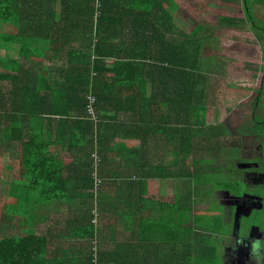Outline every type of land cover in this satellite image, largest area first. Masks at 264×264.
Returning <instances> with one entry per match:
<instances>
[{
  "label": "trees",
  "instance_id": "obj_1",
  "mask_svg": "<svg viewBox=\"0 0 264 264\" xmlns=\"http://www.w3.org/2000/svg\"><path fill=\"white\" fill-rule=\"evenodd\" d=\"M248 1L243 19L218 15L214 23L183 31L174 23L177 0H0V47L19 54H0V264H62L49 261L52 249L63 250L51 245L62 235L36 230L48 217L66 226L62 234L85 239V259L76 264H249V248L234 247L233 233L264 240V183L246 190L245 181L228 174L229 181L214 178L219 149L229 143L220 123L219 133L210 125L214 105L204 91L212 85L204 69L212 67L199 58L215 33L204 30L251 29L250 23L264 29L253 22ZM47 57L61 65H46ZM263 87L264 81L259 94ZM174 104L182 114L178 125ZM160 140L163 165L150 146ZM111 156H119L118 168ZM246 161L248 173L264 177L262 167ZM168 176L185 178L183 194L153 202L145 183L152 187V177ZM111 177L136 178L125 184L141 186L131 193L139 211L145 199L151 202L152 213L140 215L149 228L137 232L148 244L162 239L160 261H143L123 243L113 251L100 248L108 239L103 221L114 222L103 205ZM205 183L230 195L211 199L213 193L199 187ZM247 196L261 206L244 208L233 225L227 201ZM202 202L207 208H197ZM60 207L68 212L63 221ZM238 208L234 203L231 211ZM162 224L161 235L152 234L150 226ZM125 254L137 259L125 261Z\"/></svg>",
  "mask_w": 264,
  "mask_h": 264
},
{
  "label": "rangeland",
  "instance_id": "obj_2",
  "mask_svg": "<svg viewBox=\"0 0 264 264\" xmlns=\"http://www.w3.org/2000/svg\"><path fill=\"white\" fill-rule=\"evenodd\" d=\"M179 1L183 7L179 9L176 22L178 26L182 27L183 25L184 30H191L196 22L204 26L210 24L209 21L214 23L217 21L218 15L245 18L244 8L239 0V4L236 5L232 3H237V1ZM249 5H252L251 1ZM254 13L253 22L259 26H261V23L264 24V6L255 7ZM252 20L248 19L247 21ZM250 25L252 30L248 29L250 32L245 33L248 36H244V33L241 34L235 28L221 29L216 27L215 31L209 29L202 31L207 35L215 32L214 35L217 36L214 41L211 38L210 40L205 39L199 58L203 65L210 64L212 67L210 71L204 69L206 73L210 72L207 80L214 82V85L207 88L212 93L211 99L208 100L215 106V109L212 110L213 117L210 120V125H216L213 132L219 133L220 128L217 124L220 123L223 133L222 138L226 143H229L223 149H219L220 157L215 162V164L218 163L217 176L214 178L229 181L230 179L226 178V174H228V177L245 181L246 190L249 188L255 190L257 184L264 183V177L248 173L249 165L246 159H248L252 169L260 170L262 167L264 171V87L261 94L257 92V88L264 81V29L253 27L252 23ZM246 41H250L254 46L252 44L249 46ZM257 44L261 45V49L258 46L256 48ZM5 49L7 48L0 47V54L11 57L19 55L18 51H7ZM43 62L46 65H61V60L54 58L47 57ZM221 174H224V177ZM202 186L199 187L202 190L214 192L217 198L225 195L222 191L210 188L209 184ZM229 195L226 194L225 196L228 197ZM163 198L162 200H164ZM155 199L159 198L155 197ZM241 199L231 197L227 201L229 210L227 218L228 221L233 222V225L240 222L239 213L241 211H245V209L248 211L251 206H261L259 201H254L250 196H247L244 200ZM234 203L239 206L236 212L231 211ZM200 207H203V205ZM204 207H207L206 204H204ZM233 234L238 236L235 231ZM261 244L263 245L261 257L264 259V240L262 239Z\"/></svg>",
  "mask_w": 264,
  "mask_h": 264
},
{
  "label": "crops",
  "instance_id": "obj_3",
  "mask_svg": "<svg viewBox=\"0 0 264 264\" xmlns=\"http://www.w3.org/2000/svg\"><path fill=\"white\" fill-rule=\"evenodd\" d=\"M179 1V0H177ZM213 2H224L223 0H211ZM233 1H237V3H232V4H239L238 0H231L229 2H233ZM241 1V6L244 8V12L246 11L245 7H246V0H239ZM252 2V10L254 13L255 7H259V6H264V0H250ZM248 1V2H250ZM180 3V1H179ZM180 7H183L182 3H180ZM245 6V7H244ZM180 9V8H179ZM176 13L174 14V23L176 28L182 29L183 31H185L181 26H178V23L176 22V19H178V13L179 10L175 11ZM255 15V13H254ZM190 22H192L190 20ZM198 23V22H196ZM195 23V24H196ZM195 24L193 26H195ZM237 31H239L241 34L242 33H246V32H250V30L248 31V29H236ZM183 36L182 34L177 35V31H176V37L177 36ZM213 37H209L208 39L210 40L213 39V41L215 40V37L217 35H212ZM244 36H248V35H244ZM264 37V36H263ZM246 43H248L249 46H251V44L253 45V43H251L250 41H246ZM254 46V45H253ZM257 46L261 49V45L257 44ZM264 46V45H263ZM207 81L206 83H209L211 85L214 84V82L210 81V80H205ZM205 83V82H204ZM205 99H211L212 93L210 92L209 89H205ZM211 107V105H210ZM212 110L215 109V106L211 107ZM174 109H176V105L174 104V106L171 108L170 112L173 113L175 116V124L178 125V116H182L181 114V110L178 111H174ZM167 108L166 107H162L160 111V113H167ZM211 110L210 114L213 117V111ZM159 111L156 112V116L159 117ZM181 114V115H180ZM120 117H124L123 115H119ZM151 148L153 150L156 151H160V154L157 152L156 156L157 158L155 159L156 162H161V164L163 165V158H166V156H164V153L162 152V148L165 147L163 145V140H160L159 144L156 143H150ZM112 161L114 163V167L118 168V164H115L117 160H119V156H111ZM174 168H178V166H172ZM167 168V167H166ZM173 168V169H174ZM127 169V168H126ZM168 169V168H167ZM130 170V169H129ZM169 170V169H168ZM114 176V175H113ZM129 178H133L136 179L134 177H111V181L113 182V186L111 188H109L108 191H110L107 195V197L104 198L103 200V205L107 208H110L111 210L108 211L109 218H113L114 222H107L108 218L106 217L107 221H103V230H106V234L108 236V239L102 240L101 241V247L102 249H107L108 251H113L116 250V248H118L119 246L121 248H125V246L128 248H132V250L135 251V249H138V251L140 252V255H136L138 256L141 260L144 261V259H152L154 261H160L158 258L160 257V252H159V242H162V239L160 241V238H158V241L148 244L146 239H140L139 233L137 231H139L141 228L142 229H146L148 230L149 226L147 224L142 223L141 222V213H146L150 211V207H151V202L148 203L146 202V199L144 201L145 205L144 207V211H139L140 209V203H139V199L138 196H131V193H135L139 190V188H141V186H138V184L134 185L133 187H131L130 181L126 182L125 184V180H128ZM152 183L153 186L149 187L148 184L145 183L144 187H148V190L145 191V194L149 197H151V200L154 202L155 201V197L159 198L161 201H173L174 199L177 198L178 195H182L183 194V188H184V180L183 177H152ZM124 183V184H122ZM208 183L202 184L203 186H206ZM121 186L124 188V190H121ZM201 186V185H199ZM202 186V187H203ZM210 188H212L209 185ZM112 192V193H111ZM209 193H213V195H211V199H214L215 197V193L212 191H208ZM126 195V196H125ZM162 197H164L162 200ZM127 200L126 202L124 200ZM122 201L123 205L120 204L119 202ZM149 204V206H148ZM204 204H206V206H208L207 202L204 203H200L199 205H197V208L200 209H205L207 207H204ZM201 205H203V207H200ZM147 207V208H146ZM65 207H60L58 209V215L60 218H62L61 216L67 214V210L65 209ZM53 211V209H52ZM52 211H50V214L52 216ZM125 212L128 214H133L132 216L128 215V220L125 221L122 219L123 216L122 213ZM152 213V212H151ZM48 221L46 222H42L41 224L36 226V230H38L39 232H41V230H44V228H52L55 233H59L62 236L58 238V240H56V238H53L51 245L53 246H57V243H59V245H62L63 250H57V249H52V251H55L53 254L50 255L49 257V261L50 262H60L62 264H76L82 260L85 259L86 256V251L88 249V245L85 242V239L83 237L80 238H76L73 237L71 234H69V231L67 232L68 235H64L63 230H66V226L62 225L61 223L57 222V220H55V218L53 219H49V217L47 218ZM53 221V222H52ZM63 221V218H62ZM15 222V221H14ZM167 226V224H162L161 226H156L157 229H155L153 226L151 227V231L152 234L156 235L157 237L161 235V231H159L160 229H165ZM166 234V233H165ZM164 234V235H165ZM116 236L118 239L113 240L112 237ZM157 240V239H156ZM117 243H123L125 246L123 245H118ZM127 244V245H126ZM130 245V246H129ZM148 245V246H147ZM81 246L80 249L84 250V252L82 251H77V248H79ZM123 259H125V261H129V260H135L137 259L135 256H131L128 254H125L123 257H121ZM108 261L111 262V257L108 256L106 258ZM150 260V261H152ZM123 261V260H122ZM146 262V261H145ZM142 263V262H139Z\"/></svg>",
  "mask_w": 264,
  "mask_h": 264
},
{
  "label": "clouds",
  "instance_id": "obj_4",
  "mask_svg": "<svg viewBox=\"0 0 264 264\" xmlns=\"http://www.w3.org/2000/svg\"><path fill=\"white\" fill-rule=\"evenodd\" d=\"M244 245L249 248V264H261V238L245 239L239 235L235 237L234 247Z\"/></svg>",
  "mask_w": 264,
  "mask_h": 264
},
{
  "label": "built area",
  "instance_id": "obj_5",
  "mask_svg": "<svg viewBox=\"0 0 264 264\" xmlns=\"http://www.w3.org/2000/svg\"><path fill=\"white\" fill-rule=\"evenodd\" d=\"M88 110H89V113H90L91 115H93L94 118H95L96 116L94 115V111H93V107H92V105H89ZM94 242L96 243V241H94ZM94 248H95V247H93V249H94Z\"/></svg>",
  "mask_w": 264,
  "mask_h": 264
}]
</instances>
